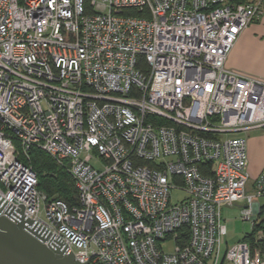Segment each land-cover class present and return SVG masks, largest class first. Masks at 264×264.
<instances>
[{
  "label": "built area",
  "instance_id": "1",
  "mask_svg": "<svg viewBox=\"0 0 264 264\" xmlns=\"http://www.w3.org/2000/svg\"><path fill=\"white\" fill-rule=\"evenodd\" d=\"M263 16L264 0H0V199L79 264H221L238 208L254 234L224 262L264 264L246 137L264 130V80L226 66ZM32 149L77 205L39 189Z\"/></svg>",
  "mask_w": 264,
  "mask_h": 264
},
{
  "label": "water",
  "instance_id": "2",
  "mask_svg": "<svg viewBox=\"0 0 264 264\" xmlns=\"http://www.w3.org/2000/svg\"><path fill=\"white\" fill-rule=\"evenodd\" d=\"M67 247L0 199V264H79Z\"/></svg>",
  "mask_w": 264,
  "mask_h": 264
},
{
  "label": "crops",
  "instance_id": "3",
  "mask_svg": "<svg viewBox=\"0 0 264 264\" xmlns=\"http://www.w3.org/2000/svg\"><path fill=\"white\" fill-rule=\"evenodd\" d=\"M226 66L230 70L264 80V16L240 36ZM248 144L250 172L256 179L264 168V130L250 138Z\"/></svg>",
  "mask_w": 264,
  "mask_h": 264
},
{
  "label": "trees",
  "instance_id": "4",
  "mask_svg": "<svg viewBox=\"0 0 264 264\" xmlns=\"http://www.w3.org/2000/svg\"><path fill=\"white\" fill-rule=\"evenodd\" d=\"M141 67L147 72V64L143 59ZM20 161L26 165H30L37 173L39 179V189L45 192L50 199L63 200L70 206L78 204V192L71 175L66 169L60 167L46 153L39 149H32L29 153V157L27 158L21 155ZM262 224L260 228L264 230V221ZM253 234L245 236V239L252 237ZM258 246L261 254L264 256V239L259 241Z\"/></svg>",
  "mask_w": 264,
  "mask_h": 264
},
{
  "label": "rangeland",
  "instance_id": "5",
  "mask_svg": "<svg viewBox=\"0 0 264 264\" xmlns=\"http://www.w3.org/2000/svg\"><path fill=\"white\" fill-rule=\"evenodd\" d=\"M261 131H253L250 134H248L247 140L256 137L260 134ZM249 146V144H248ZM16 148L19 150V145L16 144ZM174 159L167 158V160L159 161V163H170ZM93 165L96 169L101 170L103 168L102 163H98L96 161H93ZM185 198V195L181 191H174L172 193V202L174 204L180 203ZM264 204V200L261 201ZM42 211V218L46 219L44 206ZM223 221L227 227L228 234L225 238V243L222 246L221 250V264H231L229 262H224V256L228 248L233 247L235 244L239 243L245 236H250L254 233V229L251 223L244 222L240 219V210L237 208L231 209V208H224L223 209ZM163 250L166 253H173L175 249V244L173 241H167L163 243Z\"/></svg>",
  "mask_w": 264,
  "mask_h": 264
}]
</instances>
